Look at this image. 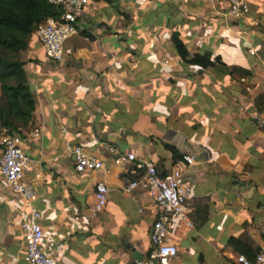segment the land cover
Returning a JSON list of instances; mask_svg holds the SVG:
<instances>
[{"label": "crops", "instance_id": "0c3cea01", "mask_svg": "<svg viewBox=\"0 0 264 264\" xmlns=\"http://www.w3.org/2000/svg\"><path fill=\"white\" fill-rule=\"evenodd\" d=\"M248 2V15L235 20L229 0H101L82 13L61 61L30 39L23 59L37 105L23 132L37 127L41 135L25 145V181L42 213L46 252L59 264H139L128 244L151 260L153 224L170 214L143 185L125 191L143 174L138 162L165 175L181 168L192 183L186 218L169 230L179 252L168 264H237L235 238L261 249L264 0ZM174 33L191 54L211 52L215 65H185ZM68 145L104 168L78 172ZM110 146L137 160L115 163ZM102 182L112 192L96 213ZM0 194V264H27L21 225L29 206L6 186Z\"/></svg>", "mask_w": 264, "mask_h": 264}, {"label": "built area", "instance_id": "2783aa9c", "mask_svg": "<svg viewBox=\"0 0 264 264\" xmlns=\"http://www.w3.org/2000/svg\"><path fill=\"white\" fill-rule=\"evenodd\" d=\"M101 0H49L50 3L61 9L59 17H50L37 25L35 35L45 48L47 56L53 61H61L65 54L67 40L78 34L81 30L79 19L88 7H98ZM250 11L248 0H229L227 16L235 19H244ZM168 62V60H165ZM13 133L8 128L0 130V187L6 186L13 193L21 195L29 206V216L22 223L25 232L26 262L27 264H59L56 256L46 252L44 245L45 229L42 223V213L33 204L35 195L25 181V172L31 169L32 159L25 151L27 143L40 138V129L34 127L27 132ZM76 160L78 172L95 171L104 168V163L98 157L85 151L80 145L70 146ZM115 154L114 162L121 164L134 162L137 156L134 153H122L115 146L108 148ZM188 163H193L195 156H187ZM136 168L143 171L139 179H133L125 186V191L143 185L154 199L156 206L162 211H167L170 218L164 214L158 215L152 230L151 260L153 264H168L177 257L179 249L169 242V230L175 226L174 219L186 218V203L192 190V183L186 177L183 169L173 168L166 175H162L153 164L138 162ZM112 188L106 183H98L95 197L94 212L102 211L108 204ZM3 196L0 194V202ZM139 264H143L139 262ZM237 264H264V244L257 252L254 260L245 255H238Z\"/></svg>", "mask_w": 264, "mask_h": 264}, {"label": "trees", "instance_id": "16d2710c", "mask_svg": "<svg viewBox=\"0 0 264 264\" xmlns=\"http://www.w3.org/2000/svg\"><path fill=\"white\" fill-rule=\"evenodd\" d=\"M60 14L61 9L49 0H0V128L16 133L30 124L37 102L24 67L23 53L37 25ZM172 45L185 65L203 69L215 65L211 52L191 54L179 33H174ZM181 158L174 150V161ZM231 246L237 253L254 260L256 250L243 240L232 239Z\"/></svg>", "mask_w": 264, "mask_h": 264}, {"label": "water", "instance_id": "95a60500", "mask_svg": "<svg viewBox=\"0 0 264 264\" xmlns=\"http://www.w3.org/2000/svg\"><path fill=\"white\" fill-rule=\"evenodd\" d=\"M127 247H129V248L132 249V251H133V256H134V258H135L138 262H142L143 264H150V263H148V262H144V257H143V255H141L139 252H137V251L135 250V248H134L132 245L128 244ZM153 264H159V262L156 260V261H154Z\"/></svg>", "mask_w": 264, "mask_h": 264}]
</instances>
